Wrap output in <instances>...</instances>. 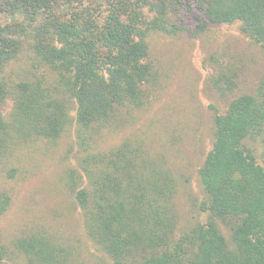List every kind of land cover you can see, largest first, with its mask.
<instances>
[{
    "label": "trees",
    "instance_id": "trees-1",
    "mask_svg": "<svg viewBox=\"0 0 264 264\" xmlns=\"http://www.w3.org/2000/svg\"><path fill=\"white\" fill-rule=\"evenodd\" d=\"M0 15L1 178H27L34 146L72 128L60 180L82 235L77 249L38 227L11 247L0 232V264H78L96 252V264H264V75L214 111L202 197L185 222L171 153L132 129L162 91L153 33L196 38L237 23L264 51V0H0ZM209 62V88L230 96L237 69L219 54ZM12 200L0 189V219Z\"/></svg>",
    "mask_w": 264,
    "mask_h": 264
},
{
    "label": "rangeland",
    "instance_id": "rangeland-1",
    "mask_svg": "<svg viewBox=\"0 0 264 264\" xmlns=\"http://www.w3.org/2000/svg\"><path fill=\"white\" fill-rule=\"evenodd\" d=\"M3 18L6 19L0 15V20ZM186 25L192 27L194 20L188 19ZM213 54L221 55L238 71V87L228 97L220 96L207 84L213 70L209 56ZM150 59L162 91L151 107L139 113L132 129L148 143L152 141L151 151L171 153L181 181L178 202L185 222L186 214L194 213L192 200L202 197L197 168L211 145L214 111H224L235 94L254 91L264 75V51L239 31L237 23L211 24L196 38L188 32L175 36L153 33ZM118 135L111 142L122 136L118 138ZM71 145L73 129L69 128L54 145L42 142L34 146L28 163L24 164L25 168L28 166L27 178L19 175L24 169H19L16 179L5 180L0 173V189H7L13 195L8 211L0 219V232L8 245L14 237L38 227L50 229L74 247L77 238L82 239L79 208L60 180L65 168L72 164V151H68ZM16 165L20 167V161ZM98 257V252L86 255L85 260L81 256L82 262L78 264H96Z\"/></svg>",
    "mask_w": 264,
    "mask_h": 264
}]
</instances>
